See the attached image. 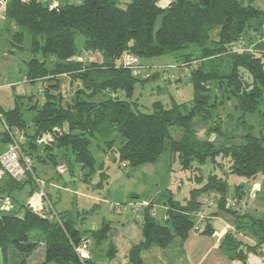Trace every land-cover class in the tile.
Returning <instances> with one entry per match:
<instances>
[{
	"label": "trees",
	"instance_id": "1",
	"mask_svg": "<svg viewBox=\"0 0 264 264\" xmlns=\"http://www.w3.org/2000/svg\"><path fill=\"white\" fill-rule=\"evenodd\" d=\"M3 16L22 29L14 33L15 40L22 42L24 32L30 38L29 49L34 55L26 63L27 81L50 82L43 85L42 103L29 106L34 133L24 131L27 122L18 107L3 112L7 125L24 135L22 150L32 159L35 176L34 160L44 161L38 151L51 156L50 162L57 167L60 163L54 152L62 148L68 153L63 162L69 172H72L71 155L87 182L100 169L99 179L93 186L103 188L108 174L89 149L93 140L104 142L120 168L152 164L163 153H168L171 161L178 162L180 171L190 173L187 179L198 186H191L183 202L173 200L169 189H165L163 198L156 196L142 207L140 219L134 217L133 221L140 223L143 241L127 249L130 263L143 264L140 253L152 244L166 249L176 241L182 243L191 231L212 234L207 223L195 229V217L191 214L199 206L196 197L210 190L222 195L217 210L234 219V228L225 234L221 249L243 263L249 252H259L264 246V215L255 217L232 210L227 205L226 191L228 175L247 179L260 175L264 194V122L259 135H255L243 120L247 112L257 111L264 121V63L255 51L260 44L254 50L234 47L250 30L256 29L257 24L264 22V11L241 0H170L166 5H160L157 0H130L124 7L117 5L116 0H81L54 6L44 0H8ZM217 26L220 28L217 39L210 40L209 32ZM75 34L83 35V50L88 55L98 51L99 61L75 59ZM190 47L199 53L188 51L177 55ZM164 54H174L178 66L187 69L193 98L190 102H173L170 108L153 101L151 109L143 111L133 96L135 86L143 79L133 74L130 67L123 66L121 59L124 55L139 58ZM222 57L229 63L225 71L214 65ZM62 75L68 76L71 82L80 80L83 86L72 93L66 104L58 91ZM85 87L91 90L86 91ZM213 89L221 91L220 99L212 94ZM103 92L110 94L108 98L93 100ZM225 98H234V108L241 111L238 122L247 131L243 144L230 143L215 148L210 141H201L195 136L192 122H208L209 133H223L218 122L220 117L214 119V109L223 104ZM45 136L51 140L42 143L39 149V139ZM225 137L228 139L227 134ZM0 139L4 143L10 141L4 130H0ZM99 149L102 150L98 144ZM226 157L227 171L222 175L204 177L200 168L192 165L193 160H197L200 163L211 161L214 167H221ZM33 182L31 174L24 179L3 176L0 194L13 197L14 191ZM242 188V184L235 186V199L242 198ZM34 191V188L30 190L29 197ZM44 197L53 208L44 214L29 205L0 211L3 264H8L9 247L23 254L15 264H27V257L40 247L42 264H97L92 258H80L75 247L86 241L83 234L87 232L96 243L106 239L110 224L102 221L96 230H80L66 211L55 210L56 202H52L49 194L44 193ZM2 199L0 197V201ZM162 200L166 218L157 224L154 201ZM86 212L89 211H83ZM240 233H249L254 242L245 240ZM106 255L109 258L116 255L111 243Z\"/></svg>",
	"mask_w": 264,
	"mask_h": 264
},
{
	"label": "rangeland",
	"instance_id": "2",
	"mask_svg": "<svg viewBox=\"0 0 264 264\" xmlns=\"http://www.w3.org/2000/svg\"><path fill=\"white\" fill-rule=\"evenodd\" d=\"M72 3H78L81 0H68ZM130 0H116L117 5L124 7ZM170 0H157L160 5L168 4ZM244 4H251L252 6L264 11V0H241ZM158 25V21L156 26ZM219 26L213 28L210 34V40L217 39V33ZM22 29L9 23L2 14H0V110L1 112L8 111L10 109L18 107L23 114L24 120L27 125L24 131L28 134L34 133V127L30 122L32 109L30 105L38 102L42 103L44 100L43 95V84L50 82L38 81L33 83L27 82L25 74L27 70V61L32 58L34 53L30 51V38L24 32V39L22 42L15 40L13 35L16 31ZM75 45L77 53L75 59L89 62L87 58H83L84 50V37L81 34H75ZM260 44V45H259ZM208 45V44H207ZM256 47V54L260 56L264 63V22L257 24L256 29L250 30L247 37L240 43L235 44V48H250L254 50ZM21 47V48H20ZM188 51H194L196 54L199 50L190 47L187 51L177 53H185ZM39 56V54L37 55ZM91 61H99L100 58L97 53L90 54ZM137 68L135 75L143 79L142 82L137 83L134 91V98L138 100V108L143 111L151 109L153 101H159L163 107L170 108L172 103L190 102L193 98V87L190 82L187 81L186 72L182 70L175 62L174 54H164L150 57H139L137 58ZM214 65L218 66L223 71L229 67L228 59L223 58L220 61L214 62ZM62 81V80H61ZM79 87H83L79 80ZM77 89V86L72 88V92ZM86 91H90L91 88L85 87ZM53 90V89H51ZM58 91H63L58 87ZM54 92V91H52ZM212 94L216 95L218 99L221 98V91L216 89L212 90ZM110 94L103 92L98 94L93 100L100 101L108 98ZM223 104H218L214 109V119L220 117L221 124L230 133H235L238 125H242L238 122V118L241 115V111L234 108V98H225ZM262 106V105H261ZM229 115V116H228ZM222 117V118H221ZM246 125L251 126L250 130L253 134L259 135L260 130L263 126V119L259 112H247L243 118ZM214 124V123H211ZM0 130H3L0 125ZM7 143H0V148H5L9 145ZM98 144L102 150H98ZM117 146V143L114 147ZM38 148H42V143H38ZM92 154L97 160V164H103L104 170L108 174L107 181L102 186L103 188L94 187L98 181V172H96L89 178V182L83 180V171L80 169V165L75 163L73 157L70 155V168L72 172L66 171L64 174L59 171V167H54L50 162L51 156H46L45 153L38 151L43 157L44 161L34 160V171L36 176L44 181L45 186L43 187L44 192L49 194L54 208L57 212L66 211L72 218L75 226L81 227V217L86 215L84 226L87 229H91L93 223H99L102 216H105L108 220H121V215L112 212V204L116 195L121 196V203H115L117 207H126L127 209L134 207V204L148 203L150 199L157 196L158 192L173 184L183 181V189L186 194L190 184L192 183L187 179L189 172H183L179 170L178 162L171 161L168 153H163L159 159L152 164H145L139 167H122L120 168L117 162L114 160L113 152H107L108 147L105 146L104 142L93 140L89 146ZM105 150V151H104ZM57 157L56 160L60 164L65 165L66 154L65 149H55L54 152ZM225 161V163H223ZM222 166L215 167V172L223 174L227 171L228 158H224ZM192 165L201 166L202 173L207 175L208 167L211 165L209 161L200 163L197 160H193ZM234 179L238 176L233 175ZM257 178H261L260 175ZM178 179V180H177ZM228 182H233L229 178ZM34 183V184H33ZM27 183L26 186L21 190H16L12 193L13 197H9L5 194H0L3 198L0 201V211L5 209V204L8 205V209L18 210L20 206L28 204L29 193L32 188L35 189L31 196L40 195L35 182ZM52 183V184H51ZM66 186L72 190H80L83 194L90 197H83L82 195L69 193L63 189L53 186ZM193 184V183H192ZM110 192V193H109ZM89 193V194H87ZM138 194V198L135 202H132V195ZM249 205L254 201L250 197L246 200ZM258 211H252L253 216H257V212L264 214V194H261V198H257L255 201ZM88 213H82L83 209H91ZM52 210V209H51ZM54 216V213L51 214ZM35 232V231H34ZM33 232V233H34ZM41 248L36 249L31 255L27 257V264H36L39 256H43ZM264 254V251L259 252L258 255ZM8 264H15L20 258L23 257L22 253H18L13 247L8 249ZM121 261L126 264H131L127 257L123 254ZM34 261V262H33ZM0 264H3L2 253L0 251Z\"/></svg>",
	"mask_w": 264,
	"mask_h": 264
},
{
	"label": "crops",
	"instance_id": "3",
	"mask_svg": "<svg viewBox=\"0 0 264 264\" xmlns=\"http://www.w3.org/2000/svg\"><path fill=\"white\" fill-rule=\"evenodd\" d=\"M46 3L50 4L51 6L57 5L58 3H72L68 0H44ZM91 61L90 56L87 58ZM183 69V68H182ZM26 79V78H25ZM60 79V91L63 96V101L66 103L70 102V98L72 96V88L77 86L79 87V82L74 81L71 82L69 77L66 75H62L59 77ZM27 80V79H26ZM62 80V81H61ZM28 82V81H27ZM31 83V82H30ZM35 83V82H34ZM33 83V84H34ZM49 84V83H47ZM43 84V85H47ZM222 118V117H221ZM220 122L221 119L219 118ZM223 128V133L212 132L209 133V123L199 120H194L192 122L193 130L195 132V136L201 141H210L215 148L220 146H225L230 143L235 145H240L244 143V134L246 133L247 129L243 125H238L236 128L235 133L228 132L221 124ZM227 134L228 139L225 137ZM46 137V136H45ZM48 137V136H47ZM0 143H4L0 139ZM5 148H0V153L3 152ZM223 161V160H222ZM221 161V166L223 165ZM210 166L208 167L207 171L209 172L207 175L202 173L201 166L196 165V167L200 168V172L204 177H207L210 174H218L215 172V167L211 161ZM225 163V161H223ZM142 166V165H141ZM59 171L64 174L66 171H69L66 165L59 164ZM139 167V166H138ZM226 172H223L225 174ZM222 175V174H221ZM231 178L233 182H228V187L226 191V198H227V205L234 211L238 213H250L252 215V211H258L257 206L255 204V200L257 198H261V194H263L261 190V178L255 179H247L244 177H237L234 179L233 175H228V180ZM178 180V179H177ZM192 182V181H191ZM52 184V183H51ZM242 184V198L240 200L235 199V186ZM45 186V185H44ZM53 186H55L53 184ZM191 186H198L197 184H190ZM60 189H63L69 193H74L78 195H82L83 197L87 196L83 194L80 190H72L70 187L64 184L63 186H55ZM165 189H169L171 198L175 201L183 202L184 199L188 196L189 190L186 194L185 189H183V181L182 179L173 184H170ZM165 189L161 190L157 194V198H163ZM110 193V192H109ZM169 193V192H168ZM89 194V193H87ZM90 197V196H87ZM222 195L215 191L210 190L208 192H203L196 197V201L199 203V206L196 210L192 211L191 214L195 217V224H199L200 229L202 228L204 223H207L211 230L212 234L205 235L200 234L198 231H191L185 240L182 243L178 241L169 245L166 249H163L155 244L150 245L148 248L143 249L140 253V258L143 264H264V254L258 255L259 252L264 251V246L259 248L258 253L249 252L246 255L245 262H241L239 260H235L229 257V255L221 249L220 245L221 242L227 232H230L234 228V219L231 215L224 213L223 211L217 210V204L219 199ZM250 197L254 201L249 205V202L246 200ZM138 198V194L132 195V202H135V199ZM156 198V197H154ZM154 198L148 200L149 202ZM154 216L159 222H164L166 215H165V203L164 200L161 202L154 201ZM115 203L123 204L121 200V196L116 195L114 199ZM235 204L232 206V204ZM33 205L34 209H41L40 213L44 214L50 208L48 204H50L48 198L41 197L40 195L31 196L28 198L27 205ZM112 204V212L115 214L121 215V220H108L105 216H102L100 222L93 223L91 229H87L84 226L86 215L81 217L80 224L81 227L76 226L80 230H96L100 227L102 221H106L110 224V229L106 234V239L102 240L101 242H94L90 236V233H84L83 239H85V243L87 245L86 255L87 258H92L97 264H126L124 261H121V256L123 254L127 257L126 251L130 246H134L143 241V235L141 233V226L139 222H134L133 218V207L127 209L126 207L120 206V210H115V205ZM51 206V204H50ZM52 208V207H51ZM53 209V208H52ZM91 209H83V211H89ZM88 213V212H86ZM264 214L260 215V212H257V216L255 217H262ZM239 236L243 237L245 240L249 241L250 243L254 242V238L249 234L246 233L243 235L242 233ZM111 243L112 247L116 251V255L112 258H109L106 255V250L108 244ZM42 249V247H40ZM40 249V250H41ZM128 258V257H127ZM129 261V259H127ZM34 262V261H33ZM43 256L38 257V261L36 264H42ZM130 262V261H129Z\"/></svg>",
	"mask_w": 264,
	"mask_h": 264
},
{
	"label": "built area",
	"instance_id": "4",
	"mask_svg": "<svg viewBox=\"0 0 264 264\" xmlns=\"http://www.w3.org/2000/svg\"><path fill=\"white\" fill-rule=\"evenodd\" d=\"M7 1L8 0H0V14L2 15H3V7ZM239 49H243V48H239ZM89 56L90 54L88 55V53L84 52L83 58H88ZM137 60L138 59L135 56L124 55L121 59V63L125 67H130L132 69V73L135 74L136 68L138 66ZM183 70L187 74V69L183 68ZM0 125H2L3 130L10 137L9 145H7L6 149L0 153V178L8 175L15 179H24L28 174H31L33 175L34 182L36 183L38 189L40 190V196L44 198V193H45L43 189L45 185L44 181L40 180L38 177H36L33 174L32 171L33 161L30 157L26 156L22 150L21 145L25 141L24 135L20 131L11 128L9 125H7L1 110H0ZM50 140L51 137L49 136L44 137L42 140L39 139V143L41 142L44 144L49 142ZM148 203L134 204L133 215L136 219H140L142 207L148 205ZM234 205L235 204L233 203L232 206ZM29 206L34 211L38 213L41 212L40 211L41 209H34L32 204H30ZM48 207L52 209L50 204H48ZM114 207L115 210L117 211L120 210V206L117 207L114 206ZM5 209H8L7 204H5ZM199 228H200L199 224H195V229L198 230ZM86 249H87V245L85 242L75 247V251L80 258H87Z\"/></svg>",
	"mask_w": 264,
	"mask_h": 264
},
{
	"label": "water",
	"instance_id": "5",
	"mask_svg": "<svg viewBox=\"0 0 264 264\" xmlns=\"http://www.w3.org/2000/svg\"><path fill=\"white\" fill-rule=\"evenodd\" d=\"M95 53H97L98 54V51H96ZM167 223V221L165 222V224ZM157 224H160V222L159 221H157Z\"/></svg>",
	"mask_w": 264,
	"mask_h": 264
}]
</instances>
